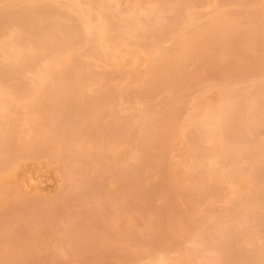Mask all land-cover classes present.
Listing matches in <instances>:
<instances>
[{"label": "rangeland", "instance_id": "1", "mask_svg": "<svg viewBox=\"0 0 264 264\" xmlns=\"http://www.w3.org/2000/svg\"><path fill=\"white\" fill-rule=\"evenodd\" d=\"M49 1H51V3ZM97 1H99L100 3V0ZM115 1L116 0H108L107 1L108 4H107V2L103 0L101 1L100 4H102V2L104 3L106 2L105 5L108 6L110 3L111 5L109 6H111L112 9L113 7L114 9H116L117 6ZM176 1L178 0H141L140 5L138 4L137 6L136 4L137 7L136 11H138L137 14L142 13L144 8L146 11L149 9V7H153L154 11H152V8L149 9L152 11V15L150 14L151 18L153 15H156V11L160 7V10H158L157 12L159 17L153 16L152 20L149 17L151 21H149V19L147 20L148 24L150 23L149 26L147 25L145 27V29L147 30L145 35L148 39H145V35H144L145 29H144L143 31L144 37L143 35H141V37L126 36L128 38L127 39L126 37L124 38L126 42L125 44L124 41L121 39L120 41H118V44L121 43L122 41L121 44L124 45L121 44L116 45L117 48L121 46V50H120L121 54H119L120 57L118 58L119 66L118 68H116V66L113 67V64H111V62L108 63V61H110L109 59L105 60V58H103L102 56L100 57L98 54L97 56L94 55L95 58L98 59L93 58L92 55L96 54L97 52L95 50L96 49L95 46L97 45L96 44L97 42L94 38L92 39L93 36L89 37V40L87 41L84 40L83 44L80 42V40L83 41L82 39L84 38V36L87 35L86 29L84 26L81 25L82 20L80 24V18H78L79 16L77 17L78 19L75 20L73 19V17L77 15L76 13H75L76 15L74 13H71L72 10L73 12H75L74 9L68 8L65 5L67 4V2L70 3L71 0L68 1L40 0V2L39 0H33V1L5 0V2L4 0H0V13L2 14V15L0 14V42L3 39L6 41L8 38L10 39L9 37L10 35H8V33L9 31L12 33V31L9 29L13 28L12 30H14V27L16 25L17 27H19L18 25L21 24L19 23V18L21 15L19 12L20 8L22 9L23 6H24L23 8L25 7L29 8L31 4L32 6L33 4L34 5L38 4V6L40 5L41 7L40 8L36 7V9L39 8L42 9V11L44 10L43 12L46 15L43 14L41 17L35 15V17L33 18L37 19V22L35 21V23L41 26L42 31L40 27H38L39 25L37 26L35 23L31 25L30 22L28 21H26L27 25L25 24V22L22 23L24 25V29L29 25L27 27V30L19 29L15 27L13 33H16V30L17 32L20 33L23 32L21 34V40H19V46L23 44V41L27 42L29 40V42L32 43L31 46L35 45L36 43L35 46L37 47V45L39 44L37 42L39 41H37L36 35H40L43 37L44 34H42V32L44 31L45 35L43 38H45V36L48 37L50 34L49 31L51 29L50 26L54 22L60 20L61 22L60 21L58 22H60L61 25L63 22V25L65 26L63 27L62 25V27L65 28V30H67V28L68 30L73 29L72 33H75L74 35H76L78 38L80 37L78 42L80 45H77L78 48L76 46H74V48H76L77 51L81 49V51L76 52L77 54L75 55L76 60L74 61L75 62L74 64L75 66L76 63L79 64V67L75 68L76 71H78L79 69L80 70L79 72H81V70H82L81 73L84 72L82 75L80 73V78H78L79 80L77 79L76 82L77 83L76 85L79 87L78 92L82 93V96L80 97L81 100L79 99L80 101L77 100V102L75 100L74 103L76 102V104L69 102L71 106L75 105L76 107V108L71 107L68 104L69 107H71V110L70 108L68 109V105H65V107H63L61 102L62 100L59 96H57V92L53 91L54 89L52 90L54 99L53 97H51L52 91L50 89H52L51 86L53 85L46 82H43L44 84L42 87L44 86L47 87L46 89L44 88L42 90L43 92L44 90L47 91V93L46 92L45 93L47 94L48 97L46 95L42 97L43 94H45L43 93L42 95L39 96L40 98L38 97V100L41 98H44V100L46 99L45 100L46 102H43L44 101L43 99H41L43 101L39 102L40 105L43 104V107L45 103L46 105L50 103L54 104L53 108H55V111H53V108H50L52 107L51 105L47 106V110L46 107L45 109H40L42 106H39L35 110L37 111L38 109H40L37 111L39 112L38 115L36 114V112L31 110L32 108L30 110L29 108H26L27 104L25 105V103H23L22 105L23 106L25 105L24 108V110H26L25 112L23 110V106L18 104L17 101L13 99L11 100L8 99L9 101H13L15 103L12 104L13 106L15 105V108H13L14 110L10 111L13 107L11 105L10 109H8L7 112V107L9 108V105L13 102L9 104L8 103L9 101L7 102V100L5 99V105L7 104L6 108L5 110H1L2 112L1 114H3V116L5 115V117L3 118L0 115L2 117V119L1 117L0 119L3 121L2 123V121L0 120L1 122L0 128L5 127L4 131L6 128H10V129L13 128V130L16 131L13 132L14 134L13 133L11 134L13 135V138L19 137L18 143H16L14 146V143L17 141H14V139L11 138L12 148L10 145L9 146L10 149H13L14 146L19 150L15 151L17 149L14 148L15 153L11 152L12 153L11 154L9 150H6L5 152L2 151V149L5 148L6 145L4 147L2 145V149L0 146L1 149L0 151H2V154L0 155V259H1L0 261H4L5 262L4 264H20V263L22 264H160L159 254L162 255V253H163V257L168 256V259L166 260L169 262L170 261L173 262L174 259L176 260L177 258L180 259L179 256L181 255L182 256L181 260L184 259L187 260L186 258H189L191 256L190 257L191 260L189 262L192 264H197V263L200 264L201 262H203L204 264H208L210 263L208 261H211L215 264H221V263L231 264L229 262L227 263V261H231L230 260L231 257H233L231 261L232 264H247V263L263 264L264 263L263 261L264 260V217H263L264 216V195H263L264 167L259 166L260 164L264 165V150H263L264 149V121H263L264 118L261 117L262 115L264 117V93L259 92L254 97L256 102L255 103L256 113H255L254 121L256 123L253 121L252 122L253 124L251 123L250 127L246 128V130L245 127L241 123H239L241 116L243 117V115L245 114V110L242 111L243 107L240 109V106L242 105L244 106V108L246 107L245 99L243 100V98L247 96L248 92L250 91L255 92L253 91L256 90L254 86H258L257 88L258 90L262 83V87L260 89L263 91L262 88H264L263 85L264 84V0H179L178 2ZM9 2L10 3L17 2V3L15 5L14 3L13 5L6 4ZM27 2L29 4L31 2V4L29 5ZM44 3L46 4L44 5ZM104 3L102 7L104 6ZM135 3H136L135 0H119L118 9H116V11L113 9V11L117 17H119V13H120V17H125L126 12L130 9L127 7H131ZM61 4L63 5V7L69 9V13L67 10L68 14L66 12H64L66 14L63 13V11L66 10V8H63ZM95 4L97 5L98 3ZM95 4H93V7L96 6ZM156 5L157 6L159 5L158 9L154 7ZM32 6H30V8ZM100 6H98V8L101 9ZM140 7L141 10L143 9L142 11L140 10ZM15 8L18 9V11L15 10ZM96 8H94L95 10L93 9L94 13L96 11ZM105 8L106 7H103V9ZM175 8L176 9L179 8L180 12ZM217 9L223 10V12H218ZM59 10H62L61 14L57 13V12L60 13ZM173 11L177 13L178 19H175L176 13L173 14L174 13ZM193 12L195 13L193 14ZM188 13L195 15L196 18L192 17L191 20L188 17L189 15ZM69 14H74V15H70V17L73 16L72 18H70ZM218 14H220L219 17L223 15V17H220V19L221 20L225 19L224 22L226 26L227 25L230 26L228 30H230L231 28L230 23H233L232 25L234 26L233 28L236 34H234V30H231L233 31V34L229 33L230 31L227 32L228 30L226 29L228 26L227 27L225 26L226 27L225 29L223 26L224 24H221L220 30H223L222 32L223 34H221V31L219 30L220 33L213 35L214 38L213 36H208L202 39L204 42H202V40H198L199 42H197L196 45L199 46L197 47L195 46L196 48L186 45L185 49L187 48L186 49L187 51L182 49V53L184 56L181 55V53L177 55V51H175L176 50L175 48H177L178 50L179 47L178 46L174 47V46L177 45V41L179 37L181 38L187 34L188 36H190L191 32L189 31L191 29V26L195 24L197 26L195 25L194 27H196V29L198 27L200 28L199 30H201V27L205 26V20H207L206 22H209L210 17H212L213 15H216L217 17ZM52 15H55V17ZM58 15H60V17H58ZM65 15L66 16L68 15L67 18ZM227 15L228 16L230 15L231 18H227L228 17ZM232 16H234L235 18L232 19ZM37 17H40V19H38ZM166 17L169 20H166L167 19ZM170 17L172 18V20H175L174 23L170 21L171 20ZM22 18H20V22H23ZM53 18L55 19L58 18V19L56 21ZM157 18L159 20L161 19V22L159 21L160 23H163L165 20V23L162 24L163 26L159 22L157 23ZM184 18L185 19L187 18L186 19L187 21L184 20ZM38 21L41 22L38 23ZM73 21L77 23H74ZM97 21L98 20L96 19L93 20V22L96 24ZM154 21L156 22L157 26L154 24L155 23ZM167 23L168 25L166 26ZM70 24L73 25L71 26ZM75 24H78L79 28L82 27L81 29L84 28L85 30L77 29L78 31L76 33V31L74 30H76L78 26L76 25L75 27L74 26ZM170 24L172 26H170ZM69 25L71 26V28L69 27ZM30 26L32 27V31H30L31 30ZM20 27L23 26L20 25ZM247 27L250 29L245 30V28ZM28 30L30 31L31 35L29 34ZM224 30L226 31V33H224L225 32ZM79 31H81L83 35L81 34L79 36L78 35ZM151 33L154 35H152ZM228 33L230 34V36L232 35L233 38L232 37L230 38V36H228L229 35ZM246 34L249 37H246L247 36ZM150 35H152V37H154L155 40L158 39L156 40L157 43L156 42L155 43L158 44L159 46V49L157 51L159 53L161 52L160 55H158L159 53L158 54L156 52L154 53L155 51V50L153 51L154 46L150 47L154 45L151 44V41L153 39L152 37H149ZM174 36L175 37L178 36L176 37V39L178 38L177 41ZM218 36L221 37L219 38ZM223 36H226L227 38L224 37L226 39H222ZM90 39L92 40L90 41ZM183 39L187 40L185 38ZM93 41L95 44L93 43ZM144 41H148L145 44L149 43V48H151L152 50H148L149 49L147 48L148 45L145 46V44H143ZM206 41H208V43ZM20 42L22 43L20 44ZM28 43L25 44L29 45ZM75 43L78 44L77 42ZM60 44H62V42ZM22 47H23L22 51H24L25 50L24 47L27 46H24L23 44ZM83 47L86 48L84 49ZM189 47L190 50H188ZM92 48L95 49L93 50ZM173 48L175 49L174 52L176 54L170 52V54L168 53L169 56H167L170 57L171 55L170 71L168 70L169 72L167 71L166 74H161L162 76L164 75L165 78L163 76L164 78L163 79L159 75L162 79L159 78L158 76L157 78L159 79L153 78L154 81H152V78L150 77L151 79L146 78L145 80L147 81L145 82L143 79L147 77L148 74L146 75L145 73L147 68L145 69V71L144 68L148 66L146 62L147 60L150 59L149 56L150 53L153 55L157 54L156 55L157 58H159L160 56L163 58L162 56L163 52L165 51L164 55L166 56L168 51H173L172 50ZM192 48L194 50H192ZM90 49L92 51H95V53L94 52L91 53L92 57L90 55L88 56V54H90L91 52ZM131 49L132 51L134 50L137 52L138 56L136 58L133 56L132 52L129 51ZM151 51H153V53ZM183 51H185L186 55L184 54ZM84 52L85 55L81 56V54H79V53L83 54ZM173 54H174L175 62L173 61L174 60ZM180 55L183 56V58L182 57L180 58ZM46 58L48 59V56H46ZM101 58L104 60L102 61L103 63L101 62ZM84 59L88 61H85ZM47 61L48 60L45 61L42 59L41 60L37 59L35 63L36 62L38 64L40 63L39 65L41 64L43 65V66L41 65L40 67H45V63H47ZM85 62H86V66L90 64L89 69L84 65ZM106 62L107 65H105ZM68 63H70V60L67 55H63L60 57V64L62 67H64ZM35 65L37 66V64ZM83 67H86L87 70L84 69ZM26 68L27 67H25L23 70H18L15 72L13 71V69L5 68L6 69L5 72H3L5 77V85L7 89L9 88L10 90H12V87L17 88L18 83L21 82L20 84L21 92H17L18 89H16V92L17 94H19V97H22L20 96V94H22V91H24L23 96L25 97V95H27L25 93L27 92L29 94L30 91H32L33 89V86L29 87L28 85L29 82L31 85H33L32 83L33 80L32 82L30 80L34 77V74H32L33 72L31 69L28 68L26 69ZM142 73L144 75H142ZM111 75L113 77H111ZM108 76L111 77L112 79L107 80L109 78ZM140 77L141 79L142 78L143 79L141 80ZM110 80L112 83L110 82ZM150 80L151 83L148 82ZM107 83L108 84L111 83L110 85L113 84L116 87L110 86ZM107 85L110 86L111 88L108 89ZM223 86L224 89L226 88L228 90L225 89L227 91V96L223 97V99L221 100L220 98L221 95H218V92H220L221 88L223 89ZM105 87H107L108 90ZM112 88L115 89L113 90ZM105 90L109 92V95H107L108 94L107 92H104ZM245 90L247 91L249 90V91L244 96V92H246ZM100 92L102 93L100 94ZM240 94L244 97L243 98L239 97ZM120 95L123 98L120 99L119 98ZM98 96L101 99L97 98ZM24 97H22L21 99H23ZM55 97L57 98V100ZM104 97L107 98L104 99ZM26 98H28V96H26ZM235 98H237V100H235ZM238 98L239 100H241L240 103L243 104L241 105L238 104L239 102ZM98 99L101 100V102H99ZM106 99L108 100L105 101ZM198 99L200 100L202 99L204 102H206V104H208V106L209 105L217 106L215 107L216 111L223 113L226 112L224 111L225 108L230 109L236 105L239 106L235 110L236 113L238 110L237 113L238 115L236 114L237 116L235 115L234 117L236 119L235 122L237 124L235 122L233 123L232 119L230 121L231 123L229 122L230 124L233 123L232 125L235 124L233 128L237 130L235 131L234 129L233 130L230 129V127L232 126L229 123H227L225 125H222L223 126L222 131L224 132L223 137L225 138H221V139L224 140L221 139L211 140L210 138L206 139L207 136H205L204 138V135L205 134L207 135L205 131L209 132L216 128H214V126L212 125L213 124L211 122L212 118L209 116H204V118L199 117L197 118L198 120L193 119L192 117L189 118V116H191L190 114H192V110L196 112L198 111L201 112V109L203 108L201 107L200 109L199 107V109H197L198 108L197 103L200 101ZM254 99H253V104H254ZM51 100L53 103L51 102ZM196 100L198 101L196 102ZM220 100L222 102H220ZM25 102L28 103V101ZM57 102H60L62 106L59 103L56 104ZM78 102L80 104H78ZM20 103H22V101ZM195 103H196V109H194ZM259 103H261L262 106ZM257 104H259L260 106H257ZM229 105L231 107H229ZM61 107L62 109L64 108L66 109L67 107L66 109L68 110L67 113L65 114L63 113L66 110H63V112H61L63 115H65L64 118L66 119L63 118V115L61 113L56 114L55 116L53 115L55 118H57V115L58 117L60 116L62 117V119L58 118V121L57 119L55 120V118L53 119L52 115L47 114L50 113L48 112L49 110H51V114L52 111L54 114V112L56 113L57 112L56 110L58 108H59L58 110H60ZM13 111L17 112V114ZM27 111L28 113L30 112L29 114L30 116L32 115V117L34 115L38 116V117L37 116L33 117L32 119L33 123H31L32 121H29L30 119L28 118L31 117L30 116L27 117ZM32 111L34 112V114ZM45 113L47 114L46 117H44ZM111 113L114 114L112 115ZM156 113L165 114V117L166 114H170L169 116L167 115L168 117H166V119H164L165 117L163 116V119L167 123V124L164 123L165 125H167L165 126V128L161 125L162 123L161 124L160 122L158 123V120H156L157 122L155 121V119H157L155 117H157L158 115ZM13 114H16L15 116L17 120L15 119V116ZM48 115H50L49 116L50 118L49 117L47 118ZM10 116L11 117L14 116V117L10 118ZM136 117L139 119H136ZM153 117L155 119H153ZM237 118L239 119L237 120ZM48 119L49 120L53 119V120H50L51 121L50 122ZM27 121L32 124V125L31 124L28 125L31 126L32 130H34L32 131L33 133L34 132L40 133L36 136L38 138V136L40 135L39 137L40 141L38 139H33V142L31 141L33 135L35 136L36 133L30 136L31 139L29 138V141H27V143L29 142L32 144V148L25 147L26 145L29 144L23 146L24 145L23 143L24 142L26 143L24 135L26 134L25 128H27L26 131L28 130V127L26 126L28 123ZM34 121L36 122V124H34L35 123ZM110 122L111 123L115 122L113 123V126L117 125V127L112 128V131L110 129L111 128ZM118 122L120 124H118ZM19 123L21 128L24 129L21 130L25 132L24 135L22 136V139H24L25 141L20 139L23 132L19 131L20 129ZM154 124H156V126ZM118 125H120V128ZM124 125L128 131L126 130ZM151 125L152 126L154 125L155 127H157V125L158 127L159 125H161L159 129H157V130L161 129V131L155 130L153 132L154 134L151 135L152 139L150 135H148L150 138L147 135H144L143 139L141 140L142 138L141 136H143V134L150 132L152 128ZM226 125L230 127L228 128ZM104 127L107 129H105ZM114 129L116 130L115 133L113 134ZM119 129H121L120 131L123 130L120 136L116 135L121 133V132L119 133ZM108 130H110L109 132L110 134H112V136L109 135ZM10 131L12 132V130ZM156 131L157 133H155ZM125 132H127L128 134ZM131 132L133 134V139L132 137H129L132 136V134H130ZM159 132H161L160 136H162L163 138L158 136ZM217 132H219V130ZM8 133L10 132L8 131ZM124 134L126 137L123 136ZM41 136L43 139L41 138ZM114 136L118 138L116 139L114 138ZM125 138L126 139L131 138V139L126 140ZM158 138H160V140ZM202 138H204L205 140L204 139L202 140ZM147 139H150V141ZM145 140L149 144H146L144 142ZM100 141H105V142L102 143L100 146L99 144ZM159 141H164V142L162 144ZM19 142L21 143L19 144ZM55 142L57 143L55 144ZM187 142L188 145H190L189 149ZM142 143H145L144 146L145 149L143 148ZM195 143H197L196 146H194ZM17 144H19L20 147L16 146ZM45 144H46V148L44 146ZM57 144L58 145L61 144V145L58 146ZM97 144H99V147H102L103 149L111 148L112 150L109 149V152L108 149L100 150L99 147L97 148L96 146ZM47 145H50L51 147L48 146L47 148ZM216 146L219 147L216 148ZM221 146L222 149H226V150H222ZM21 147L22 149H20ZM210 147H212L214 150L216 148V151L219 150V148L222 150L221 152L227 151L226 154L225 152H223L226 156L229 154V151H231L230 153L235 152L236 154H239V152L242 151L240 153L241 155L239 154L240 156L239 155L238 157L236 156L234 160L236 161L235 164H237L239 168H242V170L245 169L247 171V169L249 168V171L246 173L247 174L249 173V175L251 174L250 177L255 176L256 182L254 183V185H252L251 188H248L247 183H245L244 187H242L241 185L239 187L236 186V188L232 191L231 188L229 187L230 182H228L229 180L227 177L228 174L227 171L229 169L228 163L223 157H221V159L220 157L219 158L215 157L214 155L215 151H213L212 148ZM50 148H52V152L51 151L49 152ZM115 148H116L115 150L116 153H114ZM209 148L210 150H208ZM7 149H9L8 146ZM58 149L60 150L61 153L60 152L57 153ZM67 149L69 153L67 152ZM206 149L208 150V152L206 151ZM201 150L203 155L202 153L200 154ZM145 151L149 153V156L148 154H145L146 153ZM210 152L211 155L212 154L214 155V158L213 156H210L211 158H207L210 155ZM49 153L51 155H49ZM54 154L55 155L58 154V156H55ZM48 155L49 156L53 155V156L49 157ZM133 155L135 157H133ZM244 155L247 158H245ZM136 156L138 158L143 157L142 159L143 161L141 160L139 161ZM147 156L148 159L150 160L152 159V160L151 163L147 162L150 163L149 165L148 164L144 165L145 157ZM56 157H59L60 159L59 158L57 159ZM212 158L215 159V161ZM55 159L57 162L55 161ZM65 159L68 160V162L66 161L67 167L64 164ZM210 159L212 163H209ZM17 161L19 163V166ZM11 162L12 163L14 162L11 165V167L14 164H17L13 166V167L16 166V169L14 168L15 170L13 172L12 171L9 172L16 174L19 171V173L17 174L19 175L18 180L17 181L14 180L18 184L15 183L12 179V178L16 179L17 175L14 174L13 177H10L13 174L9 173V176L7 175L8 170L9 169L11 170V168L8 167ZM140 162H142V164L144 165L143 167L142 164L140 165ZM7 167L9 169H7L6 172ZM29 167H30L29 173L32 169L31 173L34 175L38 174L37 176L40 177V178L38 177V179L43 181L44 184H46L45 186H42L43 188L41 187V185L44 184L41 181L38 182L37 184V185L40 184L41 185L37 186L36 188H34L35 186L25 187L29 189H24L23 185L19 184L20 182L19 179L22 180L23 175L25 176V173L27 174L28 171L26 170ZM61 167L63 169L65 168L64 170L67 173L61 170L60 169ZM258 167L261 169H259ZM3 168H5V171L3 170ZM37 169L39 170V172H35L37 171ZM257 169L259 170L258 173L256 172L255 174L254 172H252L254 170L257 171ZM41 170L43 171V173ZM59 171L61 175L58 173ZM203 171L204 173L209 172V174L211 175L208 177L209 174L207 173L204 174ZM40 172L42 173V177L45 178L44 180L41 177V175H39ZM62 173L63 176L67 174L66 175L67 177H64L65 180L62 179V177H60L62 176ZM220 173L221 176L222 174H224L226 177L225 178L224 176L221 177ZM257 174L259 177L256 176ZM200 175L202 176L198 178L197 176ZM195 177H197L196 180L194 179ZM198 179L200 180V182L199 183L195 182L198 181ZM207 179L208 181H206ZM149 180L152 183L151 185L148 183ZM201 180L203 182H201ZM207 182L209 185L207 184ZM194 183L196 185H200L201 183L204 184L206 183L209 187L211 186L210 187L211 190L208 189V187H206L207 185L203 186V184H201L200 186L196 187ZM142 185L145 188L147 186V189L149 190L150 188V190L149 191L144 190V187ZM121 186L124 187L122 188ZM215 186L218 189L215 188ZM253 186L256 191H254ZM39 187L41 189L37 190V188ZM130 188L131 189L134 188L133 191ZM200 188H202V192L199 191ZM24 190H26V192H24ZM196 193H198L197 196ZM256 193L262 196L263 199H261V197ZM254 194L255 196H252ZM61 195L62 196L64 195L63 198L65 200H63ZM235 196H241L243 198V202L238 203L234 201L233 203V199ZM59 197L62 198L63 200L62 202L59 199ZM209 208L211 209V211ZM245 211L246 212L250 211L256 215L262 214L263 216L262 215L261 216L263 219H261L260 217V220L257 223L253 221L252 219L253 215L250 212L248 213L247 216H244L243 212ZM246 217H247L246 222H243L244 221L243 218ZM248 218L249 220L252 219V221H249ZM178 219H181L183 222H181V224L180 222L176 223L175 221ZM221 219L223 221L228 220L226 222L228 227L231 226L232 223V227H234L235 229L234 231L233 228L229 227V232L232 233L227 237H225L224 235H223L224 237L222 236V238L226 239V241L229 242L227 244V247L225 245L227 242L225 241L222 242V244H217V246H215L216 244L214 245L212 243L213 246L212 250L208 247V244L206 243H205L206 247L205 246L202 247V245H204V242L203 244H201L200 243L201 241L199 240L200 239L199 235L201 234V231L203 232V230L208 228V225L211 226V223L214 224L215 220L221 221ZM114 220L117 223L120 221V226L119 223L118 224L114 223L113 222ZM172 220L175 221L173 222ZM247 220L249 222H247ZM170 222H173V224L175 225L174 226L172 224L173 225L172 229L175 227L177 228L179 226H181L180 227L181 229L178 230L179 228H177L178 231L176 230L172 231L171 227H169V225L167 226V224H169ZM113 223L116 225L114 226L116 227V229L112 225L113 229H115L113 230V232L115 233L116 238L114 236V233L110 231L112 228L109 229L111 227L110 225ZM182 223L184 225L187 224L186 227H184ZM39 224L41 225L42 230L39 229ZM247 224H249V226ZM99 225H103V226L100 227ZM108 226L109 228L107 229ZM157 226H161V228ZM103 227L106 228V230ZM169 228L172 231L171 235L168 234L170 232L167 231L169 230ZM92 229L95 231H93ZM97 229L99 231L101 229L105 231H102L101 233L102 235H100L99 231H96ZM77 231L78 232L84 231L86 235H90V236L92 235L91 236L92 238L93 235L95 236L96 232H98L96 234L98 238L95 236L96 238L92 239L90 238V236L89 238L88 236H86L85 238L86 243L83 242L82 239L78 241V239L80 238L79 236H81L80 235L81 233H78L79 234L78 236L76 234ZM90 231H93L92 233L94 232L95 233L91 234ZM106 231L110 235L106 234L105 233ZM116 231L118 233H116ZM174 231L175 233L178 232L179 233L175 234L173 233ZM86 232L87 233L89 232L90 234H87ZM61 233L65 235L62 236L60 235ZM166 233L168 235H166ZM66 234L69 236L67 237ZM73 234L76 235L77 242L76 240L74 241L73 238L75 236ZM70 235L74 237L71 238ZM25 236L27 238H25ZM106 236L107 237L111 236L110 237L111 239L109 237L106 238ZM113 236L115 239H113ZM101 237L102 238L105 237L104 239L107 241L109 239L108 243ZM197 237H199V239ZM228 237L230 239H233L232 240L233 242H231V240H229ZM81 238H83V236ZM89 239L93 243L88 241ZM68 240L71 243L70 245H68L69 247L66 246V244L69 242ZM66 241L68 242L66 243ZM98 241L101 242V245H103V243L105 242L107 244H105V246L104 245L99 246ZM27 243L28 245L26 246L25 244ZM16 244L19 245L20 247L24 245L23 246L24 249H22L23 253L28 252L30 253V255L29 256L27 255V258L25 259L22 257L25 255V253L24 255L20 253L22 255L19 256L18 253L20 252L21 249L20 247L19 248L16 247ZM95 244H97L98 246H95ZM73 245L74 246L77 245V246L74 247ZM92 245H94V247H96L97 249L92 247ZM198 245L199 246L201 245L200 248L198 247ZM229 245L233 246V248H231V246L229 248ZM201 247L202 249L203 248L205 249L201 250ZM219 247L221 250L220 249L218 250ZM193 248L195 252L193 251ZM197 248L199 251H196ZM207 248H209V250ZM18 249L20 250L18 251ZM228 249L229 250L232 249L233 250L232 252L235 251L236 252L232 254L229 253L231 257H229L228 255L226 257L228 258V260L226 258L224 260L221 256L222 254L224 255V252L225 251L227 252ZM214 250H216L217 252ZM222 250L223 252L219 253V251ZM12 251L13 253L14 251H17V253L15 252L16 254L12 255L13 254ZM229 252H231V250ZM214 253H217L219 255ZM246 253L247 255L248 254L250 255V260L248 259L249 256H247L246 258L244 257L246 256L245 255ZM189 254H193V256L192 255L189 256ZM197 254L199 256H197ZM2 255H4L5 258L2 257ZM184 256H186V258ZM193 257L194 260H192ZM212 257L217 262L216 261L214 262ZM205 258L207 261H205Z\"/></svg>", "mask_w": 264, "mask_h": 264}, {"label": "bare ground", "instance_id": "2", "mask_svg": "<svg viewBox=\"0 0 264 264\" xmlns=\"http://www.w3.org/2000/svg\"><path fill=\"white\" fill-rule=\"evenodd\" d=\"M33 1V0H32ZM68 1V0H67ZM101 1H103V0H100V3H101ZM106 2L108 1V0H105ZM140 1L141 0H135V4L133 5V6H131V7H127V8H130L127 12H126V15H125V17H120V11L118 12L119 13V17H117L116 16V14L114 13V11H113V9H114V7H113V9H112V7L111 6H109V5H111L110 3H109V5L108 6H106L105 5V3L104 2H102V4H100L99 3V1H97V0H71V2L69 3V2H67V4H65L68 8H72V9H74V11L75 12H73V10H72V12L71 13H76L75 15L76 16H72L73 17V19L75 20V19H78V18H80V24H81V20H82V26H84L85 27V29H86V36H84V38L82 39L83 41H81L80 40V42L83 44V42H84V40L85 41H87V40H89V37H92V39L94 38L95 40H96V44L98 45V48H97V45L95 46V50L97 51L96 52V54H93L92 56H93V58H95V56L94 55H96L97 56V54L101 57H103V58H105V60H107V59H109L110 61H108V63L109 62H111V64H113V67H115L116 66V68H118V66H119V60H118V58L120 57V55L119 54H121L120 53V50H121V46H119V48H117V46L116 45H120L121 43H122V41H121V43H119L118 44V41H120V39L121 40H123L124 41V44L126 43L125 42V40H124V38L126 37V36H137V37H141V35H143V31H144V29H145V27L148 25L149 26V24H148V19H149V17H150V14L152 15V11H154V9H153V7H149V9H151L152 8V11L151 10H146L145 11V8H144V10L142 11L141 10V7H140V10L142 11V13H140V10H139V13L140 14H137V12L138 11H136V4H137V6H138V4L140 5L141 3H140ZM179 1V0H178ZM178 1H176V2H178ZM4 2H5V0H4ZM37 2V1H36ZM39 2H40V0H39ZM50 3H51V1H49ZM116 2V6H117V8L116 9H118V2H119V0H116L115 1ZM175 2V3H176ZM13 3L14 2H12V3H6V4H10V5H13ZM17 3V2H16ZM16 3H14V5L16 4ZM28 3V2H27ZM33 3V2H32ZM47 3V2H46ZM46 3H44V5L46 4ZM65 3V2H64ZM95 3H98L97 5L95 4ZM103 3H104V6L103 7H106L105 9H103V7H102V5H103ZM157 3V2H156ZM158 3H159V1H158ZM174 3V4H175ZM22 4V3H21ZM29 4V3H28ZM30 4H31V2H30ZM29 4V5H30ZM49 4V3H48ZM93 4H95L96 6H97V8H96V6L95 7H93ZM107 4H108V2H107ZM113 4V3H112ZM177 4V3H176ZM3 5V4H2ZM24 5V4H23ZM22 5V6H23ZM28 5V6H29ZM62 5V4H61ZM86 5V6H85ZM101 5V6H100ZM19 6V5H18ZM30 6H32V4L30 5ZM30 6H29V8L28 7H25V8H23L22 7V9L20 8V14H18V15H20V18H22V20H23V22H20V18H19V23H21L20 25L21 26H23V27H20V25H18L19 27H17V25L15 26V27H17V28H19V29H24V25L22 24V23H24L25 22V24H26V21H28V22H30V24L31 25H33L34 23H35V21L37 22V19H34L33 17H35V15L36 16H42L43 14L44 15H46L43 11H42V9H39L41 6L39 5L38 6V4H33V6L30 8ZM50 6V5H49ZM98 6H100L101 7V9L100 8H98ZM115 6V5H114ZM159 6V5H158ZM158 6L156 5V6H154V7H156V9H158ZM17 7V6H16ZM36 7H39V8H37V9H39V10H37L36 9ZM62 7H63V5H62ZM174 7V6H173ZM179 7V6H178ZM43 8V7H42ZM47 8V7H46ZM46 8H44V9H46ZM63 8H66V7H63ZM68 8H66V10H64L63 11V13L64 12H66L67 13V10H68V13H69V9ZM94 8H96V11H95V13L93 12V9ZM177 8V7H176ZM175 8V9H176ZM116 9H114L115 11H116ZM146 9H147V7H146ZM156 9H155V11H156ZM15 10H17L18 11V9H16L15 8ZM95 10V9H94ZM119 10H120V8H119ZM138 10V9H137ZM158 10H160V7H159V9ZM158 10L156 11V15H153V16H157V17H159V15L157 14V12H158ZM176 10H180L179 8L178 9H176ZM60 11V13L59 12H57L58 14H61V11L62 10H59ZM217 11L218 12H223V10H218L217 9ZM216 11V12H217ZM38 12V13H37ZM174 12V11H173ZM180 12V11H179ZM213 12V11H212ZM217 12V13H218ZM37 13V14H36ZM57 13H55V14H57ZM66 13H64V14H66ZM67 13V14H68ZM176 12H174L173 14H175ZM195 12H193V14H194ZM1 14V13H0ZM74 14H69V17H70V15H74ZM94 14V15H93ZM154 14V13H153ZM189 14V13H188ZM193 14H189L188 15V17L191 19L192 17H194V18H196V16L195 15H193ZM212 14V13H211ZM214 14V13H213ZM221 14H223V13H221ZM2 15V14H1ZM124 15V14H123ZM179 15V14H178ZM197 15V14H196ZM219 15L220 14H218V16L216 17V15H213L212 17H210L209 18V22H206L207 20H205V26H202L203 28H206V29H203L202 27H201V30H199L200 28H198L197 27V29H196V27H194L195 25H193V26H191V29H190V31L189 32H191L190 33V36H188V34L187 35H185V36H187V37H185V36H183V37H179V39H178V41H177V39H176V37H178V36H174L175 37V39H176V41H177V45H175L174 47H179L180 48V50H179V48H178V50H177V48H173L172 50L173 51H168L167 52V54H166V56L164 55V52H163V54H162V56H163V58L161 57V59H160V57L159 58H157V54L159 53L157 50L159 49V46H158V44H156L157 43V41L156 40H158V39H156L155 40V38L154 37H152V35H154V34H152V35H150L149 37H152V41H151V44H154V45H152V46H150V47H153L154 46V49H153V51H154V53L156 52L157 54H155V55H153V54H151L150 52V59L149 60H147V65H145V66H147V67H145L144 68V71H145V69L147 68V70L145 71V73H146V75L148 74V76L147 77H145L143 80L146 82L147 80H145L146 78H152V81H154L153 80V78H157L159 75L163 78V76L161 75V74H166L167 73V71L169 70L170 71V67H171V55H170V57H167V56H169V54H170V52L171 53H174V54H176L175 52H174V50L175 51H177V55L178 54H180L181 53V55H183V53H182V49H184V50H186L185 49V47H186V45H188V46H191V47H197V46H199V45H196V43L197 42H199L198 40H202L204 37H208V36H213V35H216V34H219L220 33V31H221V34H223L222 32H223V30H220V25L221 24H224L223 26H224V28L226 29V27H227V29L226 30H228V28L230 27L229 25H227L226 26V24H225V19L224 20H221L220 19V17H223V15L222 16H220L219 17ZM224 15H225V13H224ZM22 16V17H21ZM52 16H54L55 17V15H52ZM63 16V15H62ZM66 16V15H65ZM68 16V15H67ZM67 16H66V18H67ZM79 16V17H78ZM153 16H152V18H153ZM174 16V15H173ZM176 18L175 19H178V16H177V13H176ZM180 16V15H179ZM209 16V15H208ZM208 16H207V19H208ZM228 16V15H227ZM40 17H37L38 19H40ZM57 17V16H56ZM58 17H60V15H58ZM68 17V18H69ZM72 17H70V18H72ZM78 17V18H77ZM151 18V17H150ZM152 18H151V20H152ZM162 18V17H161ZM164 18V17H163ZM167 18V17H166ZM197 18H198V16H197ZM226 18V17H225ZM227 18H231V16L229 15ZM226 18V19H227ZM235 17L234 16H232V19H234ZM43 19V18H42ZM41 19V20H42ZM53 19H55V18H53ZM58 19V18H57ZM57 19H55L56 21H57ZM61 19H64V18H61ZM72 19V20H73ZM94 19H96V20H98L97 21V24L96 23H94L93 22V20ZM154 19H156V18H154ZM170 21L172 22V23H174L175 22V20H172V18L170 17ZM187 19V18H186ZM185 18H184V20H186ZM189 19V20H190ZM231 19V20H232ZM21 20V21H22ZM54 20V21H55ZM150 19H149V21H151ZM164 20V19H163ZM166 20H169L168 18L166 19ZM192 20V19H191ZM49 21H50V19H49ZM58 21H60V20H58ZM54 22L51 26H50V31H49V36L48 37H46L45 36V38H43L44 37V35H45V32L43 31L42 32V34H44L43 35V37L42 36H40V35H36V38H37V41H39V42H37V43H39L38 45H37V47L35 46L36 45V43H35V45H33V46H31V42H29V40L27 41V42H24L23 41V44H24V46H27V47H24L25 48V50L24 51H22V49H23V47H22V45L23 44H21L22 42H20V44H21V46H19V40H21V34L23 33H20V32H17V30H16V33H13L14 32V30H15V27H14V30H12V29H9V30H11L12 31V33L9 31V33H8V35H10L9 37H10V39L8 38L7 39V41L6 40H2L1 42H0V115L4 118L5 117V115L3 116V114H1L2 112H1V110H5V108H6V105H5V99L7 100V102L9 101L8 99H13V100H15V101H17V103L18 104H20V105H22L23 103H25V105L27 104V106H26V108H29V110L31 109V110H33L34 112H36V114H38L39 115V112H37L38 110H40V109H45V107H46V110H47V106L48 105H51L52 107H50V108H53V105L54 104H48V105H46V103L44 104V107H43V104L42 105H40V101H43L44 100V98H41V99H43V100H41V99H39L38 100V97L40 96V95H42L43 93H47V91H45L44 90V92H43V90L42 89H46V87L47 86H44V87H42L43 86V82H46V83H50L51 85H53V86H51V88L52 89H50L51 91L53 90V91H56L57 92V96H59L60 98H61V102H62V105H63V107H65V105H70L71 106V104L69 103V102H71V103H74V101L76 100V102H77V100H79L80 99V97L82 96V93L80 92H78L79 90V87L76 85L77 83V79L78 78H80V73L82 72V70H81V72H79L80 70L78 69V71H76V69L75 68H78L79 67V64H77L76 63V66H75V60H76V58H75V55L77 54L76 52H79V51H81V49L79 50V51H77L76 50V48H74V46H76L77 48H78V46L77 45H80L78 42H79V38L76 36V35H74L75 33H72V31H73V29L72 30H68V28H67V30H65V28H63L65 25H63V22H62V25H63V27H62V25H61V21L60 22ZM76 21H79V20H76ZM161 22V19L159 20L158 18H157V23L158 22ZM187 21V20H186ZM230 21V20H229ZM27 22V23H28ZM41 21H38V23H40ZM53 22V21H52ZM74 23H77V22H75V21H73ZM72 22V23H73ZM155 22V21H154ZM159 22V23H160ZM163 22V21H162ZM222 22H224V23H222ZM227 22V21H226ZM233 22V21H232ZM235 22V21H234ZM18 23V24H19ZM60 23V24H59ZM153 23V22H152ZM163 23H165V20H164V22ZM163 23H160L161 25L163 24ZM170 23V22H169ZM171 23V24H172ZM176 23H178V22H176ZM207 23V24H206ZM236 23V22H235ZM234 23V24H235ZM36 24V23H35ZM49 24H51V23H49ZM79 24V25H80ZM155 25H156V22L154 23ZM170 24V26H172ZM228 24V23H227ZM231 24V28H233L234 26L232 25L233 23H230ZM27 25V24H26ZM37 25V24H36ZM39 25V24H38ZM37 25V26H38ZM67 25V24H66ZM71 26L73 25V24H70ZM69 25V27L71 28V26ZM76 25L78 26V24H75L74 26L76 27ZM168 25V23L166 24V26ZM176 25V24H175ZM203 25V24H202ZM254 25V24H253ZM29 26V25H28ZM27 26V27H28ZM151 26V25H150ZM153 26V25H152ZM157 26V25H156ZM158 26H160V25H158ZM163 26V25H162ZM161 26V27H162ZM197 26V25H196ZM222 26V27H223ZM226 26V27H225ZM255 26V25H254ZM26 27V26H25ZM27 27L24 29V30H27ZM38 27H40V29H41V26L39 25ZM49 27V26H48ZM161 27H160V29H161ZM237 27V26H236ZM251 27V26H250ZM30 28H31V30L30 31H32V27L30 26ZM82 27H80L79 28V26H78V28H76V30H74V31H76V33H77V29H81ZM147 28H150V27H147ZM155 28H157V27H155ZM159 28V27H158ZM230 28V30H228L227 32H229V33H232L233 34V31H231V30H234V28L233 29H231ZM29 29V28H28ZM35 29V28H34ZM84 28L83 29H81V30H85ZM159 29V30H160ZM203 29V30H202ZM247 29H250V28H245V30H247ZM23 30V31H24ZM36 30V29H35ZM48 30H49V28H48ZM156 30V29H155ZM220 30V31H219ZM20 31H22V30H20ZM30 31L28 30V32H29V34H30ZM41 31H42V29H41ZM146 29H145V32H144V35H145V33H146ZM225 31V30H224ZM239 31V30H238ZM248 32V31H247ZM18 33H20V34H18ZM32 33V32H31ZM39 33V32H38ZM224 33H226V31L224 32ZM228 33V34H229ZM37 34V33H36ZM82 33H81V31H79V36L81 35ZM228 34H226V35H228ZM234 34H236L235 33V30H234ZM255 34V33H254ZM31 35V34H30ZM83 35V34H82ZM85 35V34H84ZM91 35V36H90ZM144 35H143V37H144ZM148 35V34H147ZM247 35V34H246ZM40 36V37H39ZM156 36V35H155ZM228 36H230V34L228 35ZM238 36V35H237ZM128 37H126V39L128 38ZM157 37V36H156ZM216 37V36H215ZM219 37V36H218ZM218 37H217V40H218ZM221 37V36H220ZM219 37V38H220ZM224 37H226V36H223V38L222 39H226V38H224ZM232 37V35L230 36V38ZM246 37H249L248 35L246 36ZM82 38V37H81ZM136 38V37H135ZM183 38H185V39H187V40H184ZM213 38H214V36H213ZM229 38V37H228ZM233 38V37H232ZM239 38V37H238ZM39 39V40H38ZM92 39H90V41L92 40ZM145 39H148L147 37H146V35H145ZM144 39V40H145ZM175 39H174V41H175ZM216 39V38H215ZM33 40H35V39H33ZM78 40V41H77ZM143 40V39H142ZM155 40V41H154ZM183 40V41H182ZM229 40V39H228ZM153 41H154V43H153ZM233 41V40H232ZM29 42V43H28ZM33 42V41H32ZM62 42V44H60ZM75 42H77L78 44H76ZM89 42V41H88ZM146 42H148V41H144L143 42V44H145ZM150 42V41H149ZM156 42V43H155ZM201 42V41H200ZM202 42H204L203 40H202ZM207 43H208V41H206ZM28 43L29 45H26V44ZM93 43H94V41H93ZM117 43V44H116ZM41 44V45H40ZM61 45V47H60V45ZM76 44V45H75ZM95 44V43H94ZM124 44H121V45H124ZM112 45H114V46H112ZM146 45H148L147 46V48H149V43H147V44H145V46ZM194 45V46H193ZM35 46V47H34ZM84 46V45H83ZM94 46V45H93ZM212 46V45H211ZM57 47H60V48H57ZM128 47H130V46H128ZM184 47V48H183ZM195 47V48H196ZM210 47V46H209ZM209 47H207V48H209ZM84 49L86 48V47H83ZM199 48V47H198ZM62 49V50H61ZM83 49V50H84ZM93 49V48H92ZM93 49V50H94ZM161 49H163V48H161ZM88 50V49H87ZM91 50V49H90ZM148 50H152L151 48H149ZM188 50H190V47H189V49ZM192 50H194L193 48H192ZM191 50V51H192ZM129 51H131L132 52V54H133V56L136 58L137 56H138V54H137V52L136 51H132V49L131 50H129ZM153 51H151L152 53H153ZM161 51V50H160ZM179 51V52H178ZM187 51V50H186ZM190 51V52H191ZM83 52V51H82ZM88 52V51H87ZM86 52V53H87ZM92 52H94L95 53V51H92L91 50V52H90V54H88V56L90 55L91 56V53ZM131 52H130V55H131ZM184 52V54L186 55V53H185V51H183ZM161 53V52H160ZM160 53L158 54V55H160ZM169 53V54H168ZM188 53V52H187ZM79 54H81V56L82 55H85V52L82 54V53H79ZM86 54V55H87ZM174 54H173V58H174ZM63 55H67L68 57H69V60H70V63H68V64H66L64 67H62L61 66V64H60V57L61 56H63ZM180 55V58L182 57L183 58V56H181ZM46 56H48V59L46 58ZM87 56V57H88ZM91 56V57H92ZM98 56V57H99ZM132 56V57H133ZM90 57V58H91ZM133 57V58H134ZM175 57H177V56H175ZM179 57V56H178ZM80 58H82V57H80ZM79 58V59H80ZM83 58H84V56H83ZM86 58V57H85ZM89 58V57H88ZM37 59H39V60H48L47 61V63H45V67H40L41 65H39L37 62L35 63V61L37 60ZM78 59V58H77ZM95 59H98V58H95ZM185 59V58H184ZM83 60V59H82ZM85 60V59H84ZM90 60V59H89ZM85 61H88V60H85ZM98 61V60H97ZM102 61H104L102 58H101V62ZM174 62H175V58H174V60H173ZM80 62V61H79ZM78 62V63H79ZM84 62V61H83ZM174 62H172V63H174ZM89 63V62H88ZM103 63V62H102ZM35 64H37V66L35 65ZM105 64V63H104ZM39 65V66H38ZM85 66H86V62H85V64H84ZM89 65L90 64H88V66H86L88 69H89ZM105 65H107V62H106V64ZM6 66V67H5ZM43 66V65H42ZM75 66V67H74ZM25 67H27L28 69H31L32 70V74H34V77H35V79H34V77H33V75H32V79L30 80L31 82H32V80H33V85H31L30 84V82H29V87L30 86H33V89H32V91H30V93L28 94L27 92L25 93V94H27V95H25V97L23 96V92L24 91H22V94H20V96H22V97H24L23 99H21L22 97H19V94H17V92H21V88H20V84H21V82H19L18 83V87L17 88H13L12 87V90L13 89H15V90H13V92H12V90H10L9 88V90L7 89V87H6V85H5V77H4V74H3V72H5V70L7 69V68H9V69H13V71L15 72V71H18V70H23ZM86 67H83L84 69H86ZM6 68V69H5ZM26 68V69H27ZM4 70V71H3ZM30 70V71H31ZM87 70V69H86ZM9 71V70H8ZM143 71V72H144ZM168 71V72H169ZM79 72V73H78ZM17 73H19V72H17ZM84 73V72H83ZM83 73H81V75L83 74ZM3 74V75H2ZM142 75H144L143 73H142ZM4 78H3V77ZM110 76V75H109ZM108 76V77H109ZM159 76V78H161ZM111 77H113L112 75H111ZM111 77H109L107 80H109V79H112ZM144 77V76H143ZM150 78V79H151ZM159 78H157V79H159ZM161 78V79H162ZM164 78H165V76H164ZM163 78V79H164ZM37 79V80H36ZM140 79H141V77H140ZM141 79V80H142ZM79 80V79H78ZM42 83V84H40V83ZM110 82H111V80H110ZM141 82V81H140ZM144 82V83H145ZM148 82H150L151 83V80L150 81H148ZM112 83V82H111ZM110 83V84H111ZM108 84V83H107ZM110 84H108V85H110ZM149 84V83H148ZM49 85V84H48ZM107 85V86H108ZM258 85V84H257ZM264 85V84H263ZM27 86V87H28ZM110 86H114V87H116L115 85H110ZM110 86H108V89L109 88H111ZM49 87V86H48ZM255 87V89L256 90H253V91H255V92H248L247 90H245L246 92H244V96H245V94L247 93V96H245V98H243L244 96H242L241 94H240V96L239 97H242L243 98V100L245 99V104H246V107L244 108V106L242 105V106H240V109L243 107V110L242 111H244L245 110V114L243 115V117L241 116V118H240V122L239 123H241L244 127H245V130H246V128H249L250 127V125H251V123L254 121V119H255V113H256V105H255V99H254V97H255V95H257V93H259V92H262V93H264V88H262L263 89V91L260 89L261 87H262V83H261V85H260V90L258 89L257 90V88H258V86H254ZM32 88V87H31ZM30 88V89H31ZM106 89H107V87H105ZM16 89H18L17 90V92H16ZM107 89V90H108ZM113 89V88H112ZM115 89V88H114ZM113 89V90H114ZM226 89V88H225ZM224 89V86H223V89L221 88L220 89V92H218V95H221L220 96V98H221V100L223 99V97H226L227 96V91L226 90H228V89H226L225 90ZM253 89V88H252ZM252 89H250V90H252ZM53 91H52V95H51V97H53V99H54V96H53ZM104 92H107L106 90L104 91ZM103 92V93H104ZM43 94V96L42 97H44V95H46L47 96V94ZM102 92H100V94H101ZM108 94L107 95H109V92H107ZM110 93H111V91H110ZM229 93H230V90H229ZM55 94V93H54ZM26 96H28V98H26ZM30 96V97H29ZM48 97V96H47ZM59 97H58V99H59ZM40 98V97H39ZM56 98V97H55ZM97 98H99V96L97 97ZM105 98H107V97H104V99ZM120 99L121 98H123V97H121V95H120V97H119ZM24 99H26V100H24ZM29 99V100H28ZM48 99H51V98H48ZM52 99V100H53ZM99 99H101V98H99ZM98 99V100H99ZM103 99V98H102ZM253 99H254V104H253ZM46 100V99H45ZM43 101V102H46V101ZM52 100H51V102H52ZM56 100H57V98H56ZM81 100V99H80ZM79 100V101H80ZM108 99H106L105 101H107ZM198 100H200V99H198ZM198 100H196V102L198 101ZM220 100V102H222ZM234 100V99H233ZM233 100H232V103H233ZM235 100H237V98H235ZM238 100H239V98H238ZM22 101V103H20ZM25 101H28V103L27 102H25ZM73 101V102H72ZM103 101V100H102ZM240 101L241 100H239V102H238V104L239 105H241V104H243V103H240ZM257 101V100H256ZM6 102V103H7ZM11 102H13V101H9L8 103L10 104ZM56 102V101H55ZM76 102L74 103V104H76ZM98 102V101H97ZM99 102H101V100H99ZM220 102H219V104H220ZM53 103V102H52ZM60 104V102H57L56 104ZM12 104H15L14 102L13 103H11L10 105H9V108L7 107V112H8V109H10V107H11V105ZM17 104V105H18ZM78 104H80L79 102H78ZM231 104V103H230ZM236 104H237V102H236ZM244 104V105H245ZM260 105H261V103H259ZM259 104H257V106H260ZM262 104H263V102H262ZM25 105L23 106V110H24V108H25ZM61 105V104H60ZM61 105V106H62ZM69 105H68V109L70 108V110H71V107H74V108H76L75 107V105H73V106H71V107H69ZM255 105V106H254ZM13 106V105H12ZM39 106H42L40 109H38L37 111H35ZM77 106V105H76ZM194 106H195V108L194 109H196V103L194 104ZM228 106V105H227ZM233 106V105H232ZM262 106V105H261ZM55 107V106H54ZM197 109H199V107H200V109H201V107H203L202 109H201V112L200 111H198V112H200V113H198V112H196V111H194V110H192V114H190L191 116H189V118H193V119H197V118H199V117H203L204 118V116H209V117H211L212 118V125L214 126V128H216V129H214L212 126V128L214 129V130H211V131H205L206 133H207V135L205 134L204 135V138H205V136H207L206 137V139L207 138H210L211 140L212 139H221V138H225V137H223L224 136V132L222 131L223 130V126L222 125H225V124H227V123H229L230 121H231V119L233 120V123L236 121V119L234 118L235 117V115L238 113V110H237V113H236V109H237V107H239V106H234V107H232V108H225V110L224 111H226V112H219V111H216V108L215 107H217V106H213V105H209L208 106V104H206V102H204L202 99L197 103ZM229 107H231L230 105H229ZM13 108H15V105L12 107V109L10 110V111H12V110H14ZM57 108V107H56ZM60 108V107H59ZM58 108V109H59ZM56 110L57 112L55 113L54 112V114H53V111H55V108H53V111H52V114H51V110H49L48 112H50V113H47V114H50V115H56V114H60L61 112H63V110H66L67 109V107H66V109L64 108V109H62V107H61V109L60 110ZM73 109V108H72ZM227 109V110H226ZM229 109V110H228ZM261 109V108H260ZM258 110V109H257ZM25 112H26V110H24ZM32 111V112H33ZM228 111V112H227ZM13 112H15V111H13ZM34 112H33V114H34ZM68 112V110H66V111H64L63 113L65 114V113H67ZM114 112V111H113ZM196 114H194V113ZM257 112H259V111H257ZM261 112V111H260ZM3 113H4V111H3ZM16 114H17V112H15ZM30 113V112H29ZM28 113V111H27V117H29L30 116V114ZM239 113H241V112H239ZM16 114H13L14 116L16 115ZM46 113H45V115H44V117H46V115H47ZM62 114V113H61ZM112 115L114 114V113H111ZM156 114H158L157 115V117H155V118H157V119H155L154 117H153V119H155V121L156 120H158V123L160 122V124L165 128V126H167V125H165V124H167L166 122H165V120L164 119H166V117H168L170 114H166V117H165V114H162V113H156ZM156 114H155V116H156ZM221 114H223V115H221ZM258 114H260V113H258ZM50 115H48L47 116V118L50 116ZM63 115V114H62ZM67 115V114H66ZM160 115V116H159ZM168 115V116H167ZM193 115V116H192ZM231 115H232V117H231ZM238 115V114H237ZM236 115V116H237ZM0 116V117H1ZM14 116H12V117H14ZM34 116H37V115H34ZM33 116V117H34ZM41 116V115H40ZM52 116H51V118H52ZM53 116V119L55 118ZM141 116V115H140ZM163 116L165 117L164 119H163ZM240 116V115H239ZM258 116V115H257ZM261 116V115H260ZM2 117H1V119H2ZM11 116H10V118H12ZM31 118H28V119H30L29 121H32V119H33V117H32V115L30 116ZM38 117V116H37ZM43 117V116H42ZM65 117V115H63V118ZM142 117H143V115H142ZM262 118H264L263 117V115L261 116ZM9 118V119H10ZM24 118H25V116H24ZM50 118V117H49ZM58 118H60V119H62V117L60 116V117H58V115H57V118H55V120L57 119V121H58ZM206 118V117H205ZM210 118V119H211ZM259 118V117H258ZM0 119V120H1ZM15 119L17 120V118H16V116H15ZM53 119H50V120H53ZM64 119H66V118H64ZM125 119H126V117H125ZM136 119H139V118H137L136 117ZM193 119H191V120H193ZM239 118H237V120H238ZM4 120V119H3ZM15 120V121H16ZM49 120V119H48ZM49 120V121H50ZM198 120V119H197ZM258 120V119H257ZM260 120V119H259ZM262 120V119H261ZM2 121V120H1ZM115 121V120H114ZM121 121H122V119H121ZM130 121V120H129ZM154 121V120H153ZM264 121V120H263ZM28 122V121H27ZM26 122V123H27ZM35 122V121H34ZM51 122V121H50ZM157 122V121H156ZM168 122V121H167ZM211 122H210V124H211ZM238 122V121H237ZM255 122V121H254ZM258 122V121H257ZM2 123H3V121H2ZM31 123H33V121L31 122ZM31 123H27V127H28V130L26 131V129L27 128H25V132H26V134L24 135V131H22V130H24V129H22L21 128V126H20V123H19V127H20V129H19V131H21V132H23V134L21 135V140H24V139H22V136L24 135V137H25V140H26V143L24 142L23 143V141H22V143L24 144H22L23 146H25L26 144H29V145H26L25 147H28V148H32V144L31 143H27V141H29V138L31 139V137L30 136H32L34 133H36V132H32V131H34V130H32L31 129V126H29L28 124H31ZM111 123V122H110ZM113 123H115V122H112L111 124H110V126H111V131H112V128L114 127H117V125L116 126H113ZM165 123V124H164ZM172 123H173V121H172ZM231 123V122H230ZM229 123V124H230ZM232 123V124H233ZM236 123V122H235ZM256 123V122H255ZM260 123V122H259ZM258 123V124H259ZM10 124H11V122H10ZM34 124H36V122L34 123ZM118 124H120L119 122H118ZM123 124H125V123H123ZM123 124H121V125H123ZM152 124V123H151ZM232 124H230L232 127H230V129H234L235 130V128H233V126H235V124L234 125H232ZM237 124V123H236ZM253 124V123H252ZM0 125H1V122H0ZM32 125V124H31ZM109 125V124H108ZM155 126H156V124H154ZM152 126L151 125V127L153 128V130H152V128H151V130H150V128H149V130H150V134L149 133H146V134H143V136H141L142 138H141V140L143 139V137H144V135H152V134H154L153 132L155 131V130H157V129H159V127L161 126V125H159V127H158V125H157V127H155V126ZM169 125V124H168ZM241 125V126H242ZM2 126H3V124H2ZM119 126V128H120V125H118ZM227 127H228V125H226ZM238 126V125H237ZM240 126V125H239ZM30 127V128H29ZM107 127V126H106ZM109 127V126H108ZM123 127V126H122ZM124 127H125V125H124ZM210 127V126H209ZM226 127V128H227ZM228 127V128H229ZM5 128V127H4ZM4 128H0V146H1V149H2V145H3V147L6 145V147L5 148H3L2 149V151L3 152H5L6 150H9V152L11 153V152H13V153H15L14 152V148H16V147H14L15 146V144L16 143H18V139H19V137L17 138V137H14L13 138V135L11 134V133H13V132H16V131H14L13 130V128L12 129H10V128H6L7 129V132H6V129H5V131H4ZM105 128V127H104ZM126 128V127H125ZM124 128V129H125ZM156 128V129H155ZM224 128H225V126H224ZM240 128V127H239ZM238 128V129H239ZM252 128H254V127H252ZM2 129V130H1ZM22 129V130H21ZM105 129H107V128H105ZM123 129V128H122ZM243 129V128H242ZM10 130H12V132L10 131ZM104 130V129H103ZM115 130L116 129H114V131H113V134L115 133ZM121 129H119V133L120 134H116V135H121L122 134V131H120ZM126 130H127V128H126ZM219 130V132H217ZM237 130V129H236ZM235 130V131H236ZM8 131L10 132V133H8ZM110 130H108V132H109ZM128 131V130H127ZM157 131H161V129L160 130H157ZM157 131L155 132V133H157ZM221 131V132H220ZM244 131V130H243ZM116 132H118V131H116ZM152 132V133H151ZM250 132H251V130H250ZM42 133V132H41ZM125 133H127V132H125ZM168 133V132H167ZM10 134H11V136H10ZM14 134V133H13ZM38 134H40V133H36V135L34 136L33 135V137H32V142H33V139H38L39 141H40V139H39V137H40V135L38 136V138L36 137ZM128 134V133H127ZM126 134V135H127ZM130 134H132V132L130 133ZM159 135L158 136H160V134H161V132H159L158 133ZM42 135V134H41ZM109 135H111L112 136V134H110V132H109ZM163 135V134H162ZM201 135H203V134H201ZM16 136V135H15ZM107 136H108V134H107ZM123 136H125V134L123 135ZM155 136H156V134H155ZM157 136V137H158ZM252 136V135H251ZM52 137V136H51ZM126 137V136H125ZM129 137H132V139H133V134H132V136H129ZM149 137V136H148ZM147 137V138H148ZM160 137H162V136H160ZM14 139V141H17V142H13L14 143V146H13V149H10V146L12 145V139ZM41 138H42V136H41ZM53 138V137H52ZM51 138V139H52ZM114 138H116V136H114ZM118 138V137H117ZM116 138V139H117ZM124 138V137H123ZM145 138H146V136H145ZM144 138V139H145ZM150 138V137H149ZM154 138V137H153ZM163 138V137H162ZM204 138H202V140L204 139ZM43 139V138H42ZM126 139V138H125ZM129 139H131V138H129ZM129 139H126V140H129ZM151 139H152V136H151ZM159 140H160V138H158ZM21 140H19V141H21ZM24 140V141H25ZM109 140V139H108ZM108 140H106V141H108ZM113 140V139H112ZM147 140H149L150 141V139H147ZM205 140V139H204ZM221 140H224V139H221ZM57 141V140H56ZM114 141V140H113ZM113 141H112V143H113ZM116 141V140H115ZM148 141V142H149ZM152 141V140H151ZM9 142H11V143H9ZM42 142H43V140H42ZM41 142V143H42ZM105 141H100L99 142V144H100V146H101V144L102 143H104ZM111 142V141H110ZM142 142V141H141ZM146 144H149V143H147L146 142V140L144 141ZM160 143H162L163 144V142L164 141H159ZM21 142H19V144H20ZM57 142H55V144H56ZM60 143V142H59ZM107 143V142H106ZM109 143V142H108ZM145 143H142L143 144V148H144V146H145ZM198 143V142H197ZM197 143H195V145L194 146H196L197 145ZM200 143V142H199ZM216 143V142H215ZM19 144H17L16 146H19L20 147V145ZM99 144H97L96 146H97V148L99 147ZM110 144V143H109ZM108 144V145H109ZM161 144V145H162ZM10 145V146H9ZM58 145V144H57ZM61 144H59L58 146H60ZM112 145V144H111ZM114 145V144H113ZM186 145V144H185ZM187 145H188V142H187ZM219 145V144H218ZM222 145V144H221ZM7 146H8V148L9 149H7ZM22 146V147H23ZM29 146H31V147H29ZM45 146V148H46V144L44 145ZM48 146L49 147H51L50 145H47V148H48ZM103 146V145H102ZM115 146V145H114ZM113 146V147H114ZM160 146V145H159ZM193 146V145H192ZM213 146H215V145H213ZM220 146V145H219ZM219 146H216V148H218ZM22 147L20 148V149H22ZM25 147H24V149H25ZM109 147V146H108ZM112 147V146H111ZM11 148H12V146H11ZM56 148H59V147H56ZM100 148V150L101 149H103L102 147H99ZM190 148V145H188V149ZM193 148V147H192ZM210 148H212V147H210ZM210 148L208 149V150H210ZM215 148V147H214ZM216 148H215V150L212 148V150L213 151H215V157H220V159H221V157H223V158H225V160L227 161V163H228V174H227V177H228V182H230V188H231V190L233 191L235 188H236V186L237 187H239L240 185L242 186V187H244L245 186V183H247V187L248 188H251V186L252 185H254V183L256 182V180H255V176H251L250 177V175H249V173L247 174L246 172H248L249 171V168L247 169V171L245 170H242V168H239L238 166H237V164H235L236 163V161H234L235 160V158H236V156L238 157V155L242 152H239V154H236L235 152L234 153H230L231 151H229V154L226 156L225 154L227 153V151L225 152V151H223V152H225V154L223 153V152H221L222 150H226V149H222V146H221V149L219 148V150H217L216 151ZM238 148H240V147H238ZM0 149V150H1ZM17 150H15V151H18L19 149L18 148H16ZM69 149V148H68ZM68 149H67V152H68ZM108 149V148H107ZM107 149H103V150H107ZM109 149H111V148H109ZM109 149H108V152H109ZM145 149V148H144ZM248 149V148H247ZM252 149V148H251ZM12 150V151H11ZM28 150V149H27ZM30 150H32V149H30ZM112 150V149H111ZM116 148L114 149V153H116ZM143 150V149H142ZM208 150L206 149V151L208 152ZM249 150V149H248ZM247 150V151H248ZM264 150V149H263ZM2 151H0L1 153H0V155L2 154ZM52 152V148H50V150H49V152ZM56 151V150H55ZM146 151H147V149H146ZM145 151V152H146ZM212 151V152H213ZM236 151V150H235ZM246 151V150H245ZM54 152V151H53ZM60 152V150L58 149V151H57V153H59ZM74 152V151H73ZM107 152V151H106ZM143 152V151H142ZM144 152V153H145ZM61 153V152H60ZM69 153V152H68ZM135 153V152H134ZM194 153V152H193ZM192 153V154H193ZM202 153V150L200 151V154ZM243 153H244V151H243ZM12 154V153H11ZM65 154V153H64ZM73 154V153H72ZM145 154H148V156H149V153L148 152H146ZM191 154V153H190ZM195 154V153H194ZM49 155H51L50 153H49ZM48 155V156H49ZM55 155V154H54ZM66 155V154H65ZM71 155V154H70ZM135 155V154H134ZM133 155V157H135ZM202 155H203V153H202ZM206 155H207V153H206ZM205 155V156H206ZM214 155L212 154L211 155V152H210V155L207 157V158H211L210 156H213V158H214ZM241 155V154H240ZM239 155V156H240ZM248 155V154H247ZM53 156V155H52ZM52 156H49V157H52ZM55 156H58V154L57 155H55ZM141 156V155H140ZM148 156L147 157H145V162H144V165H146V164H150L151 163V160L150 159H148ZM245 156V155H244ZM137 157V156H136ZM252 157V156H251ZM55 158V157H54ZM57 159L59 158V157H56ZM141 158V157H140ZM140 158H138L137 157V159L140 161H143L142 159H143V157L140 159ZM212 158V159H213ZM245 158H247L246 156H245ZM245 158H242V159H245ZM60 159V158H59ZM147 159V160H146ZM217 159V158H216ZM214 161H215V159H213ZM212 160V161H213ZM224 160V159H223ZM252 160V159H251ZM254 160V159H253ZM55 161H56V159H55ZM60 161V160H59ZM66 161L68 162V160L67 159H65V165H66ZM210 162L209 163H212L211 162V159L209 160ZM213 161V162H214ZM217 161V160H216ZM221 161V160H220ZM255 161V160H254ZM57 162V161H56ZM147 162H150V163H147ZM222 162V161H221ZM251 162V161H250ZM257 162V161H256ZM14 163V162H13ZM12 162L10 163V165L8 166V167H10L11 168V170L7 167L6 168V172H7V169H9L8 170V176H9V171H14L15 169H16V166L15 167H13L14 165H17V164H14L12 167H11V165L13 164ZM16 163V162H15ZM17 163H18V161H17ZM68 164V163H67ZM142 164V162H140V165ZM143 164H142V167L144 166ZM147 165V166H148ZM18 166H19V163H18ZM259 166H263L264 167V165L263 164H260ZM4 167H5V165H4ZM66 167H67V165H66ZM146 167V166H145ZM13 168V169H12ZM15 168V169H14ZM253 168V167H252ZM256 168V167H255ZM259 168V167H258ZM19 169V168H18ZM26 169V168H25ZM24 169V170H25ZM29 169H30V167L29 168H27V170L26 171H28L27 172V174L25 173V176L23 175V177H22V180L21 179H19V184L21 185H23V187H24V189H29V188H25V187H34V188H36L37 186H40V185H37L38 184V182H40L41 180H39L38 179V177L39 176H37L38 174H36V175H34V174H32L31 173V171H32V169H31V171H30V173H29ZM39 169V168H38ZM37 169V171H35V172H39V170ZM61 170H63V171H65L62 167L60 168ZM67 169H69V168H67ZM259 169H261V168H259ZM3 170L5 171V168H3ZM33 170H36V169H33ZM59 170V169H58ZM207 170V169H206ZM18 171V170H17ZM16 171V172H17ZM42 171V170H41ZM70 171V170H69ZM176 171V170H175ZM205 171V170H204ZM204 171H203V173H204ZM226 171V170H225ZM224 171V172H225ZM251 171V170H250ZM10 173V174H13V173ZM35 172H33V173H35ZM66 172V171H65ZM252 172H254L255 174H256V172L258 173L259 172V170L257 169V171H252ZM251 172V173H252ZM18 173H19V171H18ZM18 173H14L15 175H17ZM42 173H43V171H42ZM42 173L40 172V174L39 175H41V177H42ZM60 175H61V173H60V171L58 172ZM67 173V172H66ZM207 173V172H206ZM206 173H204V174H206ZM223 173V172H222ZM6 174V173H5ZM14 174L13 175H11L10 177H13L14 176ZM23 174V173H22ZM207 174H209V172L207 173ZM253 174V173H252ZM254 174V175H255ZM44 175V174H43ZM67 175V174H66ZM63 176V173H62V176H60V177H62V179H64V177H67V176ZM211 174H209L208 175V177L210 176ZM213 175V174H212ZM4 176V175H3ZM202 175H200V176H197L198 178L199 177H201ZM206 176V175H205ZM214 176H215V174H214ZM217 176V175H216ZM220 176H221V173H220ZM219 176V177H220ZM224 176V178L226 177L224 174H222V176L221 177H223ZM243 176V177H242ZM257 177H259L258 176V174L256 175ZM18 177H19V175H17V177H16V179H14V178H12L13 179V181L14 180H18ZM197 177H195L194 179L196 180V178ZM242 177V178H241ZM40 178V177H39ZM43 178V177H42ZM211 178V177H210ZM45 178H43V180H44ZM201 179H203V178H201ZM257 179V178H256ZM65 180V179H64ZM67 180V179H66ZM194 180V181H195ZM16 181H14L15 183H17ZM148 181V180H147ZM206 181H208V179L206 180ZM205 181V182H206ZM42 183H43V181H41ZM45 182V181H44ZM195 182H200V180L198 179V181H195ZM201 182H203L202 180H201ZM217 182V181H216ZM216 182H214V183H216ZM150 185L152 184L151 183V181L149 180V182H148ZM147 183V184H148ZM264 183V182H263ZM18 184V183H17ZM16 184V185H17ZM44 184V183H43ZM195 184V183H194ZM201 184H203V186H206L207 184H208V182H207V184L205 183H201ZM200 184V185H201ZM46 184H44V185H41V187L42 186H45ZM146 185V184H145ZM196 185V184H195ZM200 185H196V187H198V186H200ZM209 185V184H208ZM206 186V187H208V189H210L211 190V186L209 187V186ZM213 185H215V184H213ZM18 186V185H17ZM143 186V185H142ZM142 186H140V187H142ZM202 186V187H203ZM19 187V186H18ZM22 187V186H21ZM22 187V188H23ZM122 188L124 187V186H121ZM144 187V186H143ZM148 187H149V185H148ZM220 187V186H219ZM43 188V187H42ZM126 188V187H125ZM189 188V187H188ZM188 188H185V189H188ZM215 188H217L216 186H215ZM39 189H41L40 187L39 188H37V190H39ZM131 189V188H130ZM134 189V188H133ZM133 189H131L132 191H133ZM197 189V188H196ZM204 189V188H203ZM218 189V188H217ZM253 189H254V191H256L255 190V188H254V186H253ZM264 189V188H263ZM23 190V189H22ZM32 190H33V188H32ZM130 190V191H131ZM144 190H148L147 189V186H146V188L144 187ZM149 190H150V188H149ZM148 190V191H149ZM213 190H214V188H213ZM220 190V189H219ZM199 191H201L202 192V188H200L199 189ZM20 192V191H19ZM18 192V193H19ZM24 192H26V190H24ZM141 192V191H140ZM218 192V191H217ZM199 193V192H198ZM198 193H196V196H197V194ZM259 193H262V192H259ZM257 194V193H256ZM257 195H259V194H257ZM264 195V194H263ZM64 196V195H63ZM63 196L61 195V197L63 198ZM252 196H255V194L254 195H252ZM260 196V195H259ZM67 197V196H66ZM261 197V199H263V197L262 196H260ZM62 198H60L59 197V199L61 200V202L63 201V200H65L64 198H63V200H62ZM68 198H69V196H68ZM245 199V198H244ZM247 199V198H246ZM258 199H260V198H258ZM59 200V201H60ZM22 201V200H21ZM24 201V200H23ZM58 201V202H59ZM234 201L235 202H238V203H242L243 202V198L241 197V196H235L234 197V199H233V203H234ZM236 204V203H235ZM210 209V208H209ZM208 210V209H207ZM248 210V209H247ZM210 211H211V209H210ZM246 212V211H245ZM245 212H243L244 213V216H247L248 215V213L250 212H246V214H245ZM252 215H253V221H255V222H259V220H260V217H261V219H263L262 218V214H253L252 212H250ZM235 215H237V214H235ZM250 215V214H249ZM259 215V216H258ZM262 215V216H261ZM238 216H240V215H238ZM242 217V216H241ZM249 217V216H248ZM264 217V216H263ZM234 218V217H233ZM238 218V217H237ZM118 219V218H117ZM116 219V220H117ZM241 219V218H240ZM244 219V221L243 222H246V219H247V217L246 218H243ZM252 219L251 220H249V218H248V220L249 221H252ZM178 220H181V219H178ZM178 220H174L176 223L177 222H180V224H181V222H183L182 220L181 221H178ZM247 220V222H249ZM173 221V220H172ZM173 221V222H174ZM228 221V220H227ZM226 220H222L221 219V221H216L215 220V223L214 224H212L211 223V226H209L208 225V228H206L205 230H203V232L201 231V229H200V231H201V234L199 235L200 236V239H199V237H197L201 242V244H203V242H204V245H202V247L203 246H205V243L206 244H208V247L212 250L213 249V246H212V243L215 245V246H217V244H222V242H227L226 241V239H224V238H222V236L224 235L225 237H227V236H229L231 233L229 232V227H231V228H233V230L235 231V229H234V227H232V221L230 222L231 223V226H229L228 227V225L226 224V222H227ZM235 221V220H234ZM114 223H116V224H118L119 223V226H120V221L117 223V222H115V220L113 221ZM173 222H170L169 224H167V226L169 225V227H171V229H172V226L174 225L173 224ZM237 222V221H236ZM254 222V223H255ZM111 224L110 226V228H109V226L107 227V229L109 228V229H111L110 231L111 232H113V230H115L116 229V227H114V226H116L115 224ZM99 224H101V223H99ZM171 224V225H170ZM173 224V225H172ZM179 224V225H180ZM183 224V223H182ZM184 224H185V222H184ZM183 224V225H184ZM252 224H253V222H252ZM112 225H113V227L115 228V229H113V227H112ZM182 225V226H183ZM187 225V224H186ZM186 225H184V227H186ZM230 225V224H229ZM248 226H249V224H247ZM95 226H96V224H95ZM100 227H102L103 225H99ZM118 226V227H119ZM166 226V227H167ZM175 226V225H174ZM250 226H251V224H250ZM38 227V226H37ZM98 227V226H97ZM104 227H106V226H104ZM103 227V228H104ZM157 227H159V228H161V226H157ZM181 226H179V227H177V228H179L178 230H180L181 228H180ZM176 228V227H175ZM175 228H173L172 229V231L173 230H176V231H178L177 230V228L175 229ZM39 229L40 230H42L41 229V225L39 224ZM105 230H106V228H104ZM119 229V228H118ZM128 229V228H127ZM89 230H90V228H89ZM89 230H87V231H89ZM93 230V229H92ZM105 230H103V229H101L100 231L97 229L96 231H99V233H100V235H102L101 233H102V231H105ZM79 231V230H78ZM77 231V235L79 236V234L78 233H81L80 235L81 236H79L80 238L78 239V241L80 240V239H82V241L83 242H85L86 243V236H88V238H89V236L90 235H86L85 233H84V231H80V232H78ZM93 231H95V230H93ZM93 231H90L91 232V234H94V233H92ZM167 231H169L170 233H168V234H172L171 232V230H170V228H169V230H167ZM231 231V230H230ZM41 232V231H40ZM164 232V231H163ZM165 232H166V229H165ZM85 234V236H84V234ZM87 233V232H86ZM98 232H96V234H97ZM106 234H109V233H107V231L105 232ZM114 233V232H113ZM116 233H118L117 231H116ZM173 233H175V231L173 232ZM179 233V232H178ZM178 233H175V234H178ZM233 233H235V232H233ZM83 234V235H82ZM87 234H90L89 232L87 233ZM96 234H95V236H96ZM162 234H164V233H162ZM167 233H166V235H168ZM199 234V233H198ZM60 235H62V236H64L62 233L60 234ZM74 236H71V238H73L74 239V241L76 240V242H77V239H76V235L75 234H73ZM99 235V234H98ZM104 235V234H103ZM110 235V234H109ZM234 235H236V234H234ZM66 236L68 237L69 235H67L66 234ZM83 236V238H81ZM92 236V235H91ZM90 236V238H92ZM94 235H93V238L92 239H94V238H96ZM105 236V235H104ZM114 236H115V238H116V235H115V233H114ZM114 236H113V239H115L114 238ZM223 236V237H224ZM232 236H233V234H232ZM109 237V236H108ZM107 236H106V238H108ZM111 237V236H110ZM109 237V238H110ZM25 238H27L26 236H25ZM78 238V237H77ZM98 238V237H97ZM102 238V237H101ZM105 238V237H104ZM104 238H102V239H104ZM229 238V237H228ZM227 238V239H228ZM232 238V237H231ZM233 238H234V236H233ZM85 241H84V240ZM91 239V240H92ZM111 239V238H110ZM222 239H224V240H222ZM105 240V239H104ZM192 240H193V238H192ZM229 240H231V242H233L232 240L233 239H230L229 238ZM69 241V240H68ZM68 241H66V243L68 242ZM82 241H81V243H82ZM88 241H90V239L88 240ZM107 243H108V241H109V239H108V241L107 240H105ZM111 241H113V240H111ZM253 241V240H252ZM91 242V241H90ZM95 242H96V240H95ZM99 242V241H98ZM103 243V245L105 246V244H107V243ZM231 242H230V244H231ZM248 242V241H247ZM65 243V244H66ZM79 243V242H78ZM91 243H93V242H91ZM196 243V242H195ZM199 243V242H198ZM197 243V244H198ZM229 242H227L225 245H226V247H227V244H228ZM71 243H70V241L66 244V246H68V245H70ZM77 244V243H76ZM26 246L28 245V243L27 244H25ZM98 245L99 246H103V245H101V242H99L98 243ZM97 244H95V246H98ZM196 245V244H195ZM24 246V245H23ZM22 246V247H23ZM74 246V245H73ZM73 246H70V247H73ZM75 246H77V245H75ZM74 246V247H75ZM201 246V245H200ZM200 246L198 245V247L200 248ZM219 246V245H218ZM224 246V245H223ZM230 246L231 245H229V248H230ZM16 247H20L19 245H17L16 244ZM22 247H20V249H18V251L20 250V252L18 253L19 254V256H21L22 254L24 255V253H23V250L22 249H24V247L22 248ZM69 247V246H68ZM92 247H94V245H92ZM202 247H201V250H203V249H205V248H203L202 249ZM206 247V246H205ZM63 248V247H62ZM61 248V249H62ZM95 249H97L96 247H94ZM209 248H207L208 250H209ZM221 248H222V246H221ZM231 248H233V246H231ZM64 249V248H63ZM94 249V250H95ZM196 249V248H195ZM220 249V247L218 248V250ZM216 250H217V248H216ZM216 250H214V251H216ZM221 250V249H220ZM229 250V249H228ZM227 250V252L225 251L224 252V255L222 254V258L225 260V258L229 255V253L230 254H232V253H235V252H232L233 250L232 249H230L231 250V252H229ZM193 251H194V248H193ZM193 251H192V253H193ZM196 251H199L198 250V248H197V250ZM17 253V251H14V253H13V251H12V255H14V254H16ZM27 252V251H26ZM195 252V251H194ZM217 252V251H216ZM221 252H223V250L222 251H219V253H221ZM20 253H22V254H20ZM200 253V252H199ZM198 253V254H199ZM197 254V256H199ZM214 254H217V253H214ZM27 255L29 256L30 255V253H25V255L24 256H22L24 259L25 258H27ZM160 255L161 254H159V260H160V264H192V263H190L189 261L191 260V256L190 255H192L193 256V254H189V258H186V256H184L187 260H181L182 259V256L180 255L179 257H180V259L179 258H177V257H175V258H177L176 260L174 259V261L173 262H169V261H167L166 259H168V256H165V257H163V253H162V255H161V257H160ZM217 255H219V254H217ZM221 255V254H220ZM246 256H244L245 258L247 257V256H249V260H250V255L248 254L247 255V253L245 254ZM225 256V257H224ZM233 256V255H232ZM2 257H4V255H2ZM12 257H14V256H12ZM214 257H216V256H214ZM229 257H231V255H229ZM5 258V257H4ZM218 258V257H217ZM219 258H220V256H219ZM232 258L233 257H231V261H232ZM3 259V258H2ZM22 259V258H21ZM189 259V260H188ZM212 259H213V257H212ZM227 260H228V258H226ZM1 260V259H0ZM158 260V259H157ZM192 260H194V257L192 258ZM210 260V259H209ZM205 261H207L206 260V258H205ZM213 261L215 262L216 260H214L213 259ZM221 261V260H220ZM220 261H218V262H220ZM231 261H227V263L229 262V263H231L232 264V262ZM245 261V260H244ZM264 261V260H263ZM193 262V261H192ZM196 262V261H195ZM198 262V261H197ZM208 262H210V263H208V264H215V263H213V262H211V261H208ZM217 262V261H216ZM223 262V261H222ZM0 263L2 264H4L5 262L4 261H0ZM203 262H201L200 264H202ZM244 263H246V262H244ZM20 264H22V263H20ZM197 264H199V263H197ZM204 264V263H203ZM222 264V263H221ZM247 264H249V263H247ZM264 264V263H263Z\"/></svg>", "mask_w": 264, "mask_h": 264}]
</instances>
